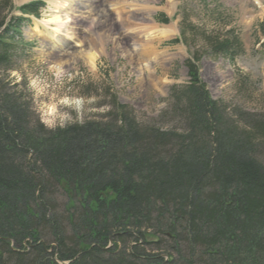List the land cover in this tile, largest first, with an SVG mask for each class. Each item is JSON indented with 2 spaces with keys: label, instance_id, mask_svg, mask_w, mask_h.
<instances>
[{
  "label": "trees",
  "instance_id": "trees-1",
  "mask_svg": "<svg viewBox=\"0 0 264 264\" xmlns=\"http://www.w3.org/2000/svg\"><path fill=\"white\" fill-rule=\"evenodd\" d=\"M6 32L0 69L16 48ZM195 61L169 94L179 133L116 102L109 121L46 129L0 78V264H264V112L226 117Z\"/></svg>",
  "mask_w": 264,
  "mask_h": 264
},
{
  "label": "rangeland",
  "instance_id": "rangeland-1",
  "mask_svg": "<svg viewBox=\"0 0 264 264\" xmlns=\"http://www.w3.org/2000/svg\"><path fill=\"white\" fill-rule=\"evenodd\" d=\"M43 1L45 7L40 11V18L24 20L18 27L21 40L29 45L28 48L17 45L10 64L0 69L3 84L8 82V88L17 84L22 100L29 105L30 121L38 120L46 129L88 120L109 121L116 102L126 106L142 128L179 133L186 123L172 113L169 94L173 86L189 83L188 62L192 57L197 59L198 79L205 86L209 99L224 108L226 117L232 116V119L242 113V118L236 117L242 121L263 114L264 13L256 8L253 0H151L156 31L165 34L156 33L152 45L153 51L160 55L158 60L151 54L141 55L135 40L125 38V30L124 35L119 32L106 15L107 11L91 14L88 18L100 16L97 33L106 39L103 40L105 53H97L93 67L87 57L102 47L93 49L87 39L79 51L72 48L75 42L71 41L77 39L67 41L58 37L63 47L68 46L73 51L61 52L59 55L64 54L63 58L58 60L51 58L55 51L58 52L54 48L57 43L54 44L53 36L48 34L53 33V25L47 26L45 22L55 14L52 2ZM98 1L95 0L97 8ZM10 2L11 7L19 8L32 0ZM104 3L100 0L102 10ZM256 3L264 7V0H256ZM12 14L17 15L0 10V18L5 22ZM137 15L140 22L149 14ZM163 16L167 20L164 23ZM88 18L81 21L79 17L68 23L69 31L77 33L76 38L83 33ZM46 28H51L48 33ZM167 30L171 35L163 32ZM225 40H234L238 45L232 59L226 53L212 51L215 50L213 46ZM58 67L64 71L57 72ZM66 198L61 196L58 200L65 204L69 200Z\"/></svg>",
  "mask_w": 264,
  "mask_h": 264
},
{
  "label": "bare ground",
  "instance_id": "bare-ground-1",
  "mask_svg": "<svg viewBox=\"0 0 264 264\" xmlns=\"http://www.w3.org/2000/svg\"><path fill=\"white\" fill-rule=\"evenodd\" d=\"M50 1L53 4L52 12L55 15H52V19L46 21L45 24L47 26H50L51 24L53 25V29H51V31L53 33H51V35L53 36L54 39L52 41L54 42V44L57 43V45L55 44L54 48H55V50L57 49L58 52L55 51L54 54L51 56V58L58 60L60 58H63L64 54L62 56L59 55L61 52L67 53L68 50L73 51L72 48H74V47L69 48L68 46L63 47V43L58 38V37H60V38L63 37L67 41H71V40L76 39L77 33L75 32L76 33L75 34L73 32H70L71 30L67 26L68 23L69 22L72 23V19L75 20L76 18H79V17L81 18V21L85 20L91 14L96 15L99 12H103L106 10L104 8H103L104 10H102L100 8V3H99V7L97 8L95 5V0H50ZM109 1L114 2V4L110 5V9H112V11H114L116 8V10H118L122 13L125 10H127L128 8H130V9H135L137 11V14H149V15H147L146 19H142V21H140V22L137 20V17H134V18L131 17V20H132V22H134V24H132L131 27L126 26L125 28H123V30H125V32H124V34H126L125 38H133L135 40V42L138 44V52L141 55L151 54L153 57H155L156 60L160 59L159 53L154 52L153 51L154 47L152 46L155 39H156V33H159V32L156 31L157 26H156L155 22L152 21L153 19L151 17V14H152V10L154 9V7H152V5H151V3H152L151 0L150 1L149 0H109ZM125 4H127V6H125ZM60 13L62 15H58ZM70 17H71V19H70ZM61 18H64V19H61ZM97 30H99V29H97ZM97 30L93 31L89 35H87L88 36L87 43L91 47H93V49L96 46L102 47L101 49L99 48L100 51L98 52V54H104L105 52H104L103 45L105 43L103 44V40L105 38L102 35L98 34ZM163 32H166L167 35H171V33H172L170 30L163 31ZM159 34L161 35L162 32H160ZM162 35H165V34H162ZM105 40H104V42H105ZM71 42H74V41H71ZM75 42H77V40ZM121 47H122V45H121ZM63 51H65V52H63ZM51 52H52V50H51ZM49 54H50V52H49ZM96 57H97V54H90L87 57L91 67L94 66V61L96 60ZM53 63H54V61H53ZM62 63L63 62H61V64ZM68 64H70V63H68ZM57 69H58L57 72H59V73L64 71V70L62 71V69L59 67Z\"/></svg>",
  "mask_w": 264,
  "mask_h": 264
}]
</instances>
